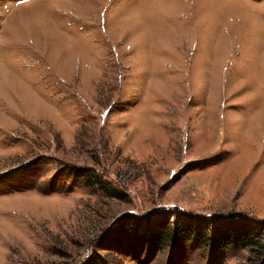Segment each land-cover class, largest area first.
<instances>
[{
	"label": "rangeland",
	"instance_id": "374dc122",
	"mask_svg": "<svg viewBox=\"0 0 264 264\" xmlns=\"http://www.w3.org/2000/svg\"><path fill=\"white\" fill-rule=\"evenodd\" d=\"M166 220L264 245V0H0V264L259 263Z\"/></svg>",
	"mask_w": 264,
	"mask_h": 264
},
{
	"label": "trees",
	"instance_id": "16d2710c",
	"mask_svg": "<svg viewBox=\"0 0 264 264\" xmlns=\"http://www.w3.org/2000/svg\"><path fill=\"white\" fill-rule=\"evenodd\" d=\"M93 176V175H92ZM208 226V225H207ZM205 227L202 231L197 228V225H181L179 223L175 229L171 228L169 221L159 223L151 234L144 235L142 238L145 242L154 244L157 248H164L169 245H176L185 240H195L200 242L203 246H209L214 253H219L225 250L228 246H238L243 249L252 248L257 250L254 252L258 254V264H264V245L255 242V238L247 233H236L227 231L218 236L209 234V227ZM258 241V240H257ZM146 246V243H144ZM260 248V249H259Z\"/></svg>",
	"mask_w": 264,
	"mask_h": 264
}]
</instances>
